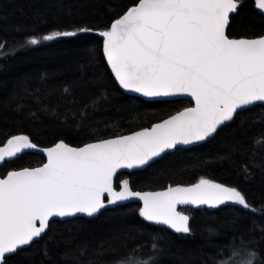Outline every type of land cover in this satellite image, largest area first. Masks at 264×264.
Listing matches in <instances>:
<instances>
[{
    "label": "snow or ice",
    "instance_id": "6c2138e0",
    "mask_svg": "<svg viewBox=\"0 0 264 264\" xmlns=\"http://www.w3.org/2000/svg\"><path fill=\"white\" fill-rule=\"evenodd\" d=\"M247 8L264 21V0H130L119 10L109 7L111 14L103 24L73 23L26 38V45L33 48L58 39L82 40L85 48L93 45L88 49V65L98 57L112 83L124 93L147 101L178 97L190 101L151 127L129 135H96L82 144L57 138L40 146L30 135H10L0 144V167L27 150L46 159L36 167L0 173V264H36L37 254L44 258L41 264H49L50 252L63 239L53 225L63 223L74 233L85 218L98 219L133 200L142 204L135 213L142 221L164 226L178 236L193 232L191 217L181 205L239 206L253 216V227L247 235L235 233L219 245L213 264H264V224L256 232L257 221H264V203L250 202L237 186L201 177L189 185L143 191L135 190L130 179H121L122 170L150 167L165 153L211 142L234 126L246 130L249 123L261 125L258 134L250 141L235 138L221 158L241 157V174L248 179L257 170L264 176V111H255L264 110V31L234 34ZM5 47L0 43V53H5ZM104 86L90 81L86 73L65 81L61 101L70 113L64 116L66 124L85 128L90 109H98L108 99L99 91ZM24 108L18 104L15 111L23 115ZM244 113H253L254 119H241ZM53 115L60 118L59 113ZM128 235L134 239L131 232ZM161 241L151 235L130 245L115 236L96 246L80 245L66 252L65 260L159 264L164 254ZM41 243L43 249L38 248Z\"/></svg>",
    "mask_w": 264,
    "mask_h": 264
},
{
    "label": "trees",
    "instance_id": "16d2710c",
    "mask_svg": "<svg viewBox=\"0 0 264 264\" xmlns=\"http://www.w3.org/2000/svg\"><path fill=\"white\" fill-rule=\"evenodd\" d=\"M128 3L130 0H0V43L6 45L5 53L15 52L14 56L0 53V144L12 134L30 135L40 146H48L57 138L75 145L96 135H127L151 127L176 110L189 106L187 100L150 102L124 93L112 83L98 57L88 65V49L93 45L88 44L85 48L82 40L58 39L34 48L26 45V38L31 35L63 30L69 24H103L111 14L109 7L115 6L119 10ZM261 31H264V21L252 15L251 8L245 9L234 34L255 35ZM81 65L85 67L81 68ZM83 73L90 81L105 85L99 91L108 99L98 109H90L85 128L76 129L70 121L66 124L64 120L70 113L61 101V93L65 81ZM32 93L39 99H34ZM18 104L25 106L23 115L15 111ZM54 113H59L60 118L57 119ZM241 119L251 122L254 114L244 113ZM260 130V124L251 123L246 130L235 126L225 129L216 140L168 153L145 170L131 175L125 173L121 179H130L135 190L161 191L168 185H189L203 177L237 186L250 202L260 205L264 203V176L257 170L248 179L241 174V157L237 156L233 161L221 158L235 138L250 141ZM44 161L38 154L27 153L2 167L0 173L10 168L36 167ZM139 206L131 203L115 211H105L98 219H84L83 227L74 233H69L63 223L53 225L54 231L63 234V239L50 252L49 264H72L71 260H65V253L80 245L96 246L115 236L131 245L146 241L151 235L162 238L164 254L159 264H213L217 247L226 244L235 233L247 235L254 221L253 216L239 206L188 207L182 210L190 215L193 232L189 236H178L164 226L142 221L135 214ZM257 223L256 232L259 233V224L264 221ZM130 232L134 239L129 238ZM38 248L43 249L44 245L41 243ZM123 251L120 249L121 253ZM107 258L111 259V254ZM42 259V255L37 254L36 264H41Z\"/></svg>",
    "mask_w": 264,
    "mask_h": 264
},
{
    "label": "water",
    "instance_id": "95a60500",
    "mask_svg": "<svg viewBox=\"0 0 264 264\" xmlns=\"http://www.w3.org/2000/svg\"><path fill=\"white\" fill-rule=\"evenodd\" d=\"M130 94H132V95H134V96H137V94H133V93H130ZM140 98L143 99V100H146L145 98H142V97H140ZM176 100H187V101H190V98H185V97H178V98H164V99H162V100H158V101H176ZM146 101H147V100H146ZM150 102H157V101H150ZM139 131H140V130H139ZM127 135H129V134H127ZM204 143H206V142H203V143H201V144H197V145L184 146V149H190V148H193V147H196V146L202 145V144H204ZM27 153H34V154H38V155L44 157L43 154H40V153L34 152V151H32V150H27L25 153L21 154V155L19 156V158H20L21 156L27 154ZM169 153H172V152H169ZM166 154H168V153L163 154L162 157L157 158L156 161L162 159ZM19 158H17V159H19ZM44 159H46V158L44 157ZM156 161H155V162H156ZM153 163H154V162H153ZM153 163H152V164H153ZM1 168H2V167H0V169H1ZM146 168H148V167H146ZM146 168H144V169H135V170H122V171H124L125 173H131V174H132V173L137 172V171H143V170H145ZM131 203H138V204H140V205L142 206L141 202H139V201H135V200H133V201H129V202H127V204H131ZM189 207H193V206H190V205H189ZM222 207H223V206H222ZM193 208H195V207H193ZM201 208H207V206H202ZM85 219H89V218H85Z\"/></svg>",
    "mask_w": 264,
    "mask_h": 264
},
{
    "label": "flooded vegetation",
    "instance_id": "af4514ba",
    "mask_svg": "<svg viewBox=\"0 0 264 264\" xmlns=\"http://www.w3.org/2000/svg\"><path fill=\"white\" fill-rule=\"evenodd\" d=\"M181 209H187L189 206H184V205H181V206H179ZM189 208H193V207H189ZM185 209V210H186ZM202 209H210V208H202Z\"/></svg>",
    "mask_w": 264,
    "mask_h": 264
}]
</instances>
